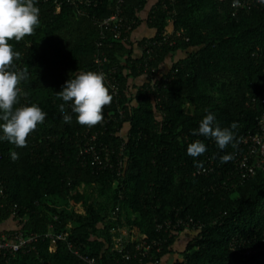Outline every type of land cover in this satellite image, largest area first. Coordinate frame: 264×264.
Instances as JSON below:
<instances>
[{
	"label": "trees",
	"instance_id": "1",
	"mask_svg": "<svg viewBox=\"0 0 264 264\" xmlns=\"http://www.w3.org/2000/svg\"><path fill=\"white\" fill-rule=\"evenodd\" d=\"M59 1L56 11L55 0H34L39 25L9 41L20 53L14 70L28 72L16 107L35 104L46 117L27 147L0 140V222L11 219L16 226L7 231L36 236L13 256L0 250V264H86L73 249L98 264H264V169L242 179L234 167L235 154L245 150L242 137L256 131L264 111V4L233 15V0ZM117 6L120 28L129 25L125 39L98 24ZM141 24L151 34L135 36ZM145 46L152 48L147 72ZM102 53L120 84L90 131L97 132V149L108 150L112 166L104 168L90 156L86 164L79 159L87 126L56 95L77 72H96L94 57ZM209 112L221 128L237 124L235 147L220 149L214 139L192 134ZM197 140L206 151L194 158L187 146ZM229 154L233 159L221 163ZM208 159L206 173H198ZM80 205L84 213L76 211ZM115 207L121 213L113 219ZM180 218L192 223L157 229ZM120 226L134 238L126 244L128 259L125 249L112 248V229ZM49 231L65 232L71 249ZM143 240L160 242L159 251L154 245L143 256L134 249Z\"/></svg>",
	"mask_w": 264,
	"mask_h": 264
},
{
	"label": "clouds",
	"instance_id": "2",
	"mask_svg": "<svg viewBox=\"0 0 264 264\" xmlns=\"http://www.w3.org/2000/svg\"><path fill=\"white\" fill-rule=\"evenodd\" d=\"M264 4V0H258ZM233 6H238V0H233ZM40 9L34 5V0H0V124L3 135L0 140H7L16 147H27V138L34 132L38 124L44 122L46 113L37 105L19 106L21 81L28 79L27 69L14 70V59H19L20 53L13 51L9 43L22 40L34 33L39 25ZM64 103H71V110L76 114L77 123L82 126L93 127L103 119V110L112 102V95L105 85L102 72H77L75 78H70L62 86V91L56 93ZM63 122L70 123L71 115L65 111L64 104L60 105ZM237 128L232 123L230 128H221L216 123L214 113L209 112L201 120L198 130L193 135H203L215 140L220 149L233 144L235 139L231 129ZM236 145L233 144V147ZM206 151L203 142L197 140L187 146V153L192 157L202 155ZM11 159H18L16 152H11ZM221 163L233 159L232 155L221 156Z\"/></svg>",
	"mask_w": 264,
	"mask_h": 264
},
{
	"label": "built area",
	"instance_id": "3",
	"mask_svg": "<svg viewBox=\"0 0 264 264\" xmlns=\"http://www.w3.org/2000/svg\"><path fill=\"white\" fill-rule=\"evenodd\" d=\"M72 4L75 5H89L92 0H69ZM174 0H163L164 5L165 2H173ZM56 2V11H59L60 1L55 0ZM119 2H122V0H119ZM258 0H238V6H233L234 10L232 11V14H236L238 11V8L240 9H246L249 8L251 5L257 6ZM96 3H94L95 5ZM82 10L79 9L78 12L80 13ZM120 8L117 6V9L108 17L101 19L98 21V24L101 28H108L110 32L112 33L113 37L115 39H119L124 35V39L126 38V33L129 30V25L124 26V29L120 28V22L122 21V17H120ZM168 35H165L163 37V40L167 38ZM156 43V42H155ZM160 44V42H158ZM145 58H143V65H144V71H148V62L151 58V50L152 48H149L148 46L143 47ZM108 62V58L102 53L100 55H96L94 57V63L96 65V72H102L105 76V85L109 89V93L112 96L117 97L119 93V80L116 76L117 69L115 66H108L105 67V63ZM152 71H154L153 68H151ZM261 103L264 105V97L261 98ZM107 118V117H106ZM108 119H105L104 121H107ZM94 129L93 127H87L82 135V145L79 149V159H81L82 163H87V158L92 159L91 163H95L96 166L100 168L104 167H111L112 162L109 160V153L108 150L105 149V147H99L97 149L96 145V139H97V132L90 133V131ZM98 131V130H97ZM240 143L245 147V150L243 152H239L235 154L234 159V167L236 174L244 179L253 176L256 173L257 169H264V111L259 117L257 118V129L254 133L246 134L242 137ZM106 150V151H105ZM103 151L101 156H99V153ZM103 158V159H102ZM213 160L208 159L206 160V163L203 166H200L197 168L198 173H206L208 170L209 164H212ZM210 170H212L210 168ZM83 188V184L79 187ZM80 191V190H79ZM0 193H2V186L0 185ZM12 215L16 214L15 210L11 211ZM118 213H121V210L118 207H115L112 211L113 219L117 218ZM22 218H19L20 220ZM190 223H192L191 218L187 219H177L175 222H172L171 220H164L163 222H160L157 224L158 230H164V232L167 231H174L179 226H185L187 227ZM70 226V224H68ZM201 226L198 225V228ZM49 228H51V225H49ZM10 231V230H9ZM4 231L0 233V250H3V253L10 254L13 256V253L18 251L20 248H23V250L27 247L26 245H29L30 243L34 242L36 239V236L33 234L29 235H23L19 230H15L13 232ZM112 248L115 251H123V249L126 250L125 258H129L130 254L128 250L126 249V244L129 242L134 241L133 236L131 235V228L129 226H120L117 229H112ZM47 237H54L55 239L67 241L69 248L71 249L72 244L67 240V235L65 232H56V233H50L47 232L45 234ZM160 242L157 241H148L143 240L141 242L135 243L134 249L141 252L143 256L147 255L150 249L156 245V250L159 251V245ZM31 248V247H30ZM74 254L78 255L79 258H81L86 264H98L97 260L92 256L82 255L80 254L76 249H73ZM4 264H8L7 261H5ZM156 264V261H155Z\"/></svg>",
	"mask_w": 264,
	"mask_h": 264
},
{
	"label": "crops",
	"instance_id": "4",
	"mask_svg": "<svg viewBox=\"0 0 264 264\" xmlns=\"http://www.w3.org/2000/svg\"><path fill=\"white\" fill-rule=\"evenodd\" d=\"M152 30L148 28L146 25L141 24L136 31L134 32L135 36H145L151 34ZM16 226V222L7 219L4 222H0V233L9 230L10 228H14Z\"/></svg>",
	"mask_w": 264,
	"mask_h": 264
},
{
	"label": "rangeland",
	"instance_id": "5",
	"mask_svg": "<svg viewBox=\"0 0 264 264\" xmlns=\"http://www.w3.org/2000/svg\"><path fill=\"white\" fill-rule=\"evenodd\" d=\"M79 190L82 192L83 191V188H79ZM61 203H63V201H61ZM69 206H68V209L69 210H71V209H73V206H72V203L70 202L69 204H68ZM75 209H76V211H78V212H80V213H84V209H83V207L80 205V206H76L75 207ZM183 245V244H182ZM181 249V248H180Z\"/></svg>",
	"mask_w": 264,
	"mask_h": 264
}]
</instances>
